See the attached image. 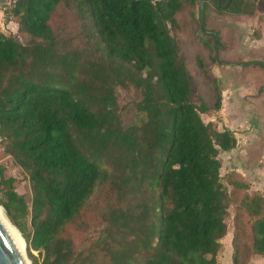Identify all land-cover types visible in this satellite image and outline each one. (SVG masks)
<instances>
[{
	"label": "trees",
	"instance_id": "trees-1",
	"mask_svg": "<svg viewBox=\"0 0 264 264\" xmlns=\"http://www.w3.org/2000/svg\"><path fill=\"white\" fill-rule=\"evenodd\" d=\"M199 1L206 25L210 5L255 16L260 0L225 9ZM197 4L3 7L17 32L0 31V143L27 172L32 196L0 169V205L41 264H220L230 234L233 264L264 257V190L221 174V153L238 139L204 121L223 109V92ZM125 93L140 100L122 105Z\"/></svg>",
	"mask_w": 264,
	"mask_h": 264
},
{
	"label": "crops",
	"instance_id": "crops-1",
	"mask_svg": "<svg viewBox=\"0 0 264 264\" xmlns=\"http://www.w3.org/2000/svg\"><path fill=\"white\" fill-rule=\"evenodd\" d=\"M239 17L245 18L242 20V23L239 22L241 24L237 27L239 42H243L245 39V37L241 34L242 31L247 28L252 29L253 26H257L259 24L260 19L262 20L260 23L263 27V35L261 38H254V42L262 45V50H264V13L259 16ZM243 54L244 56H247L245 53ZM246 59H243V62L240 64L238 63L235 66H228L232 68V84L231 82L227 84L225 80L223 82L224 84L226 83V85L221 86L220 84L223 92V109L218 116L223 121L228 122V124H226V128L235 131L238 139L236 148L222 153L226 157H229V159L231 158L230 160L234 162L231 165L230 171H236L243 175L246 181L250 184L252 191H263L264 70L257 66L246 65L245 63L251 62ZM256 60L259 59H255L253 61ZM260 76L263 77L261 82H259L258 85H254L253 78H259ZM220 264H233L232 247L231 253H229L228 257H225L223 260L222 257L220 258ZM249 264H264V257L256 255Z\"/></svg>",
	"mask_w": 264,
	"mask_h": 264
},
{
	"label": "rangeland",
	"instance_id": "rangeland-1",
	"mask_svg": "<svg viewBox=\"0 0 264 264\" xmlns=\"http://www.w3.org/2000/svg\"><path fill=\"white\" fill-rule=\"evenodd\" d=\"M11 0H1L0 2V30L9 34L12 33L16 35L17 32V26L13 23L5 24L2 8L8 4ZM199 2V0H198ZM256 15H262L264 13V0H260L258 3V9H257ZM196 16H199V4L196 6ZM245 18L239 17V15H230V14H220L213 6H209L206 10V28L208 30H214L219 33L220 37V44L221 47L219 48V61L214 66V73L218 77L219 84L221 86L226 85V83L231 82L232 78V68L222 64L223 62H234V63H241L243 62V59H246L248 61H253L255 59H260L264 61V50H262V45H259L257 42H254V38H261L263 35V27L260 22L262 20L260 19L259 24L257 26H253L252 29H245L241 32V34L245 37L243 42H239V34L237 27L243 22L242 20ZM241 22V23H239ZM200 36L204 39L208 40L212 46H215L214 39L212 35L206 34L204 32L200 33ZM240 46V48H239ZM245 53L247 56H244ZM262 76L253 78L254 85H258L259 82L262 80ZM226 81L224 84L223 81ZM232 84V82H231ZM230 84V85H231ZM220 86V87H221ZM140 97L137 94H129L125 93L120 98V103L122 105L131 103L134 101H139ZM204 121H214L216 127L219 130H223L226 128V124L228 122L223 121L221 118H219L218 115H211V116H204ZM231 159V158H230ZM229 157H226L223 153H221V160H222V169L221 174L224 175L228 172H231L230 168L232 163H234L232 160H230ZM0 169L2 170V175L4 179H15L14 181V187L16 192L19 195H23L25 199L30 202L32 192H31V186L30 181L28 179V174L25 170H23L20 166H18L14 161L13 158L4 150L3 145L0 143ZM262 192V191H259ZM0 211L4 215L5 219L7 220V223L11 227L13 231L18 235L20 238V241L22 242L23 239H21V235H19V231L17 228L12 224L13 222L10 221V218L7 216L5 210L0 205ZM233 212L231 210V218L227 221L229 228L233 229V220H232ZM12 222V223H11ZM232 233V232H231ZM26 241V240H25ZM24 242V240H23ZM224 246L221 252L222 260L225 259V257L229 256V253H231V234L228 235L224 239ZM24 252L27 255V258L30 262V264H33L34 261L38 262V264H41L43 261V254L41 251L33 250L28 251L27 243L25 245L24 243ZM31 253V256L29 255Z\"/></svg>",
	"mask_w": 264,
	"mask_h": 264
},
{
	"label": "water",
	"instance_id": "water-1",
	"mask_svg": "<svg viewBox=\"0 0 264 264\" xmlns=\"http://www.w3.org/2000/svg\"><path fill=\"white\" fill-rule=\"evenodd\" d=\"M233 0H229L228 3L223 7L221 0H219V6L222 8H227L232 3ZM199 18H200V26L201 30L206 33L212 35L215 44V54L217 61H219V36L216 31L208 30L205 25V2L199 1ZM11 221V220H10ZM12 223V222H11ZM13 224V223H12ZM14 225V224H13ZM15 226V225H14ZM16 227V226H15ZM17 228V227H16ZM19 231V229L17 228ZM24 243L26 245V241L19 231ZM0 264H30L27 255L25 252L23 253L13 241L11 235L7 231L6 227L0 220Z\"/></svg>",
	"mask_w": 264,
	"mask_h": 264
},
{
	"label": "bare ground",
	"instance_id": "bare-ground-1",
	"mask_svg": "<svg viewBox=\"0 0 264 264\" xmlns=\"http://www.w3.org/2000/svg\"><path fill=\"white\" fill-rule=\"evenodd\" d=\"M0 220L2 221V223L4 224V226L6 227L7 231L9 232V234L11 235L13 241L15 242L16 246L24 253V242L22 240V242L20 241V238L18 237V235L15 233V231H13L11 229V227L9 226V224L7 223V220L5 219L4 215L2 214V212L0 211ZM20 235V234H19ZM22 239V238H21Z\"/></svg>",
	"mask_w": 264,
	"mask_h": 264
},
{
	"label": "flooded vegetation",
	"instance_id": "flooded-vegetation-1",
	"mask_svg": "<svg viewBox=\"0 0 264 264\" xmlns=\"http://www.w3.org/2000/svg\"><path fill=\"white\" fill-rule=\"evenodd\" d=\"M219 36V35H218ZM251 62H260V63H263L264 64V61L263 60H256V61H251ZM222 64L226 65V66H235L236 64L238 63H234V62H223ZM240 64V63H239ZM246 64V63H245ZM247 65V64H246ZM251 66H257V67H260L264 70V65H261V64H249Z\"/></svg>",
	"mask_w": 264,
	"mask_h": 264
}]
</instances>
